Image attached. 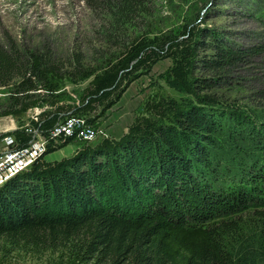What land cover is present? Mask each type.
I'll return each mask as SVG.
<instances>
[{
  "label": "trees",
  "instance_id": "obj_1",
  "mask_svg": "<svg viewBox=\"0 0 264 264\" xmlns=\"http://www.w3.org/2000/svg\"><path fill=\"white\" fill-rule=\"evenodd\" d=\"M106 1L109 34L116 36L141 1ZM119 48L96 69H84L75 58L70 82L90 80L79 105L50 101L53 109L37 124L43 135L65 116L98 107L102 116L163 60L172 62L169 75L177 90L193 96L195 104L152 101L144 105L148 116L138 117L118 139L82 146L53 162L44 157L69 143L49 148L29 170L0 187V239L15 246L64 248L68 264H264L262 229L233 230L232 241H223L222 232L231 228L228 221L235 214L264 208V121L239 120L218 107L211 95L201 94L211 89V80L195 76L196 70H224L233 52L225 53L217 34L193 25L180 33L138 34ZM57 73L44 57L0 44V87L11 86L13 94L10 109L0 117H23L28 109L42 107L47 101L37 91H57ZM5 135L19 145L29 141L23 129L0 139ZM228 138L238 140L242 159L223 161L218 155L220 142ZM231 168L238 183L252 181L249 192L240 188V198L221 197L212 189L220 181L216 174ZM188 201L191 209L177 215L175 209ZM263 212L252 213L262 218Z\"/></svg>",
  "mask_w": 264,
  "mask_h": 264
},
{
  "label": "rangeland",
  "instance_id": "obj_2",
  "mask_svg": "<svg viewBox=\"0 0 264 264\" xmlns=\"http://www.w3.org/2000/svg\"><path fill=\"white\" fill-rule=\"evenodd\" d=\"M140 1L139 6L137 3L131 15L127 16L124 31L112 36L109 34L110 14L107 12L109 6H106L109 2L106 0H0V44L6 49L12 44L20 53L29 52L44 57L58 71L61 78L53 80L58 86L57 91L52 95L45 94L42 89L37 91L45 95L43 101L47 103L44 102L42 107L48 111L53 109L50 101L57 102L59 106L80 104L79 98L90 79L70 82L68 75L73 72L71 67L76 57L84 69H96L135 35L180 33L183 26L193 25L196 30L204 29L217 34L225 53L233 52L230 57L234 59L221 71L196 70V77L211 80L212 84L207 93L201 94L211 95L218 102V107L233 112L239 120L255 121L257 124L264 121V0ZM205 55L207 57L209 52ZM171 67L170 60L156 63L150 72L130 84L119 101L102 116L100 107L85 115L79 114L80 118L94 126L97 138L89 144L71 142L44 159L48 162L62 160L82 146L95 145L107 138H120L138 117L148 116L144 108L146 103L163 100L178 106L195 104L193 96L177 90L169 75ZM11 91V86L0 87V112L10 109ZM6 118L0 117V125L8 124L16 128L23 126L28 119L22 115L11 116L12 121ZM88 119H93V122ZM227 145L226 151L224 146ZM218 149L223 161L239 156L242 159L244 151L238 140L231 138L221 141ZM234 172L235 169L231 168L216 174L220 175V181L217 179L219 182L216 186L213 184L212 189L220 190L221 197L226 193L227 197L232 194V198H240L243 191L240 188L249 192L252 181L247 179L238 183ZM228 176L231 179L225 184L224 179ZM252 193L254 196L255 193ZM229 201L223 198L222 202ZM189 204L190 201L177 207V215L183 209H191L193 205ZM253 209L256 213L264 210L259 207ZM253 209L249 215L242 211L228 221L231 228L222 230L223 241H232L231 232L239 228L249 233L259 229L264 231V217L254 215ZM214 224V229L219 228L217 223ZM68 254L61 247L15 246L0 239V264H68Z\"/></svg>",
  "mask_w": 264,
  "mask_h": 264
},
{
  "label": "built area",
  "instance_id": "obj_3",
  "mask_svg": "<svg viewBox=\"0 0 264 264\" xmlns=\"http://www.w3.org/2000/svg\"><path fill=\"white\" fill-rule=\"evenodd\" d=\"M45 108L36 106L28 109L24 114L28 119L20 128L8 124L0 125V136L23 129L29 137L24 146L19 145L12 135H5L0 139V187L29 170L49 148L55 149L65 143L79 141L89 144L97 138L94 126L77 115L65 116L43 135L37 124ZM7 117L6 120L12 121L11 116Z\"/></svg>",
  "mask_w": 264,
  "mask_h": 264
}]
</instances>
